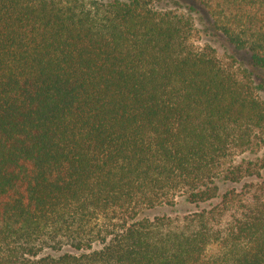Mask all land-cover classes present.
Here are the masks:
<instances>
[{"label":"trees","instance_id":"obj_1","mask_svg":"<svg viewBox=\"0 0 264 264\" xmlns=\"http://www.w3.org/2000/svg\"><path fill=\"white\" fill-rule=\"evenodd\" d=\"M160 1L0 0V264H264V0Z\"/></svg>","mask_w":264,"mask_h":264},{"label":"rangeland","instance_id":"obj_2","mask_svg":"<svg viewBox=\"0 0 264 264\" xmlns=\"http://www.w3.org/2000/svg\"><path fill=\"white\" fill-rule=\"evenodd\" d=\"M159 6H166L179 11H187L194 16L196 25L199 29V33L195 41L197 45L207 43L212 45L218 54L225 55L228 52H233L236 55L247 59V57L245 55L243 56L242 53L237 51L234 52L233 50H231L222 38L215 36L208 22L205 20V17H203V15L201 14L199 7L190 0H161ZM190 7H192L191 11H189ZM254 73L256 75L255 82L257 81L262 86V88L259 89L258 93L264 100V75L262 74V72L254 71ZM180 207L184 208L185 206L181 205Z\"/></svg>","mask_w":264,"mask_h":264}]
</instances>
